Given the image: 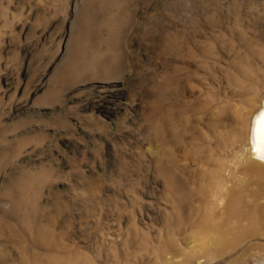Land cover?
Listing matches in <instances>:
<instances>
[{
    "label": "rangeland",
    "instance_id": "obj_1",
    "mask_svg": "<svg viewBox=\"0 0 264 264\" xmlns=\"http://www.w3.org/2000/svg\"><path fill=\"white\" fill-rule=\"evenodd\" d=\"M263 106L264 0H0V264H264Z\"/></svg>",
    "mask_w": 264,
    "mask_h": 264
},
{
    "label": "bare ground",
    "instance_id": "obj_2",
    "mask_svg": "<svg viewBox=\"0 0 264 264\" xmlns=\"http://www.w3.org/2000/svg\"><path fill=\"white\" fill-rule=\"evenodd\" d=\"M251 151L254 153L255 158L258 160L256 165H258L260 170L264 171V106L262 110L257 114L255 121H254V130H253V141L251 145ZM251 166L255 167L253 164ZM251 171L254 168H249ZM245 189L242 193L248 194V197L253 198L256 201V198L259 196H264V185L257 184L252 185L255 187V190L249 191L250 180L244 181ZM233 191V189H230ZM239 193V191H238ZM228 195V194H227ZM264 207V203L262 204ZM255 209H257V204L255 203ZM208 228L212 230L214 234L213 238H204L203 241L200 243L201 250L211 248V253H220L223 254L224 250L228 246H234V241L231 235L229 234L228 237L223 229L222 224L219 225L216 223L214 219L208 223ZM206 232L210 233L208 229ZM216 234V235H215Z\"/></svg>",
    "mask_w": 264,
    "mask_h": 264
}]
</instances>
